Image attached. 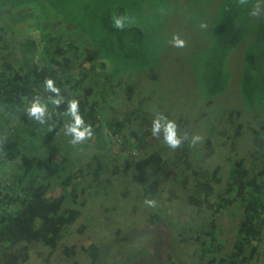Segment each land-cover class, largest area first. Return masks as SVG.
<instances>
[{
  "label": "trees",
  "instance_id": "1",
  "mask_svg": "<svg viewBox=\"0 0 264 264\" xmlns=\"http://www.w3.org/2000/svg\"><path fill=\"white\" fill-rule=\"evenodd\" d=\"M216 2L221 4L218 11L214 9ZM208 6L214 9L211 14L214 21L209 16L206 18ZM0 11L10 17L9 24L3 26L8 31L2 37L24 33L19 44L22 56L2 58L0 129L5 127L4 121L18 122L25 117L28 103L36 98L47 107V113L41 117L43 123L31 118L42 127L33 135L31 144L35 147L27 149L22 161L15 155H6L3 160L4 153L0 151V171L5 173L11 168L16 172L8 175L7 180L0 174V264H25L41 248L58 251L63 232L78 224L81 217L83 207L77 201L93 182L101 180L100 172L94 169L85 174L76 165L75 173H66V186L64 182L58 185L61 190L55 197L48 194L50 182H36L48 169L45 165H49L50 172L62 162L61 158L56 162L54 157L60 141L69 139L68 127L75 123L69 113L70 101L78 103V114L84 121L81 130L98 127V139L102 132L108 136L107 142L111 141V135H124L122 150L137 148L141 154L147 151L144 142L152 124L146 108L139 106L121 119V114L111 116L118 112L124 92L128 100L136 92L116 78L120 70H147L156 66L162 73L172 72L170 58L173 52L179 51L185 55L179 57L183 65L178 69L185 71L208 100L221 97L220 106L224 107L225 92L234 79L241 77L250 83L243 85L242 81L240 86L239 82L245 109L264 110L261 92H264V0H247L245 5L239 0H0ZM254 11L258 14L253 15ZM116 19L122 21V29L114 26ZM174 36L185 42L183 47L174 46ZM0 45V53L9 47L2 41ZM242 46L241 67L237 72L231 57ZM29 52L31 61L26 58ZM159 68L150 71L154 78ZM48 79L59 88V96L46 90ZM179 80L182 81L181 75ZM107 93L117 101L116 112L106 107L110 96ZM56 100L60 101L58 105L54 103ZM213 113L203 112L208 118ZM225 113L232 117L234 110L225 108ZM24 121L28 123L30 118ZM230 121L225 122L230 124ZM127 123L131 125L128 127ZM262 138L261 133L254 135L259 157L264 156ZM180 148L179 151L176 148L170 160L159 150H153L147 157L142 155L141 161L128 162L125 171L134 165V169L146 172L143 177L132 173V180L137 179L135 184L141 193L136 192L134 197H139L142 207L145 200L156 204L161 194L169 191L165 186L168 173L171 172L174 181L181 175L186 176L183 188L187 190L190 181L193 185L186 199L198 216L190 230L191 239L199 244V264H250L263 254L264 161L261 164L251 161L248 166L242 159L228 166L230 170L221 174L228 177L223 183L220 168L212 173L205 171L210 170L209 166L198 169L188 161L186 148L182 145ZM188 172L194 175L190 177ZM120 173L121 170H114L105 177L101 188L113 185L112 176ZM91 175L92 182L85 181ZM82 181L84 185L79 183ZM126 182L127 187L134 184L129 178ZM79 187L82 194L77 191ZM234 203L243 206V219L236 227L232 250L226 252V244L221 243L226 227L215 216ZM8 204L15 209H8ZM82 251L91 264L100 256L98 245L90 244ZM61 252L70 251L64 246Z\"/></svg>",
  "mask_w": 264,
  "mask_h": 264
},
{
  "label": "rangeland",
  "instance_id": "2",
  "mask_svg": "<svg viewBox=\"0 0 264 264\" xmlns=\"http://www.w3.org/2000/svg\"><path fill=\"white\" fill-rule=\"evenodd\" d=\"M220 6L221 4L216 2L214 9L218 11ZM211 11L212 7L208 6L206 15L214 21L215 17L213 18L211 16ZM7 50H10V48L7 47ZM176 53L180 56L185 55L179 51H176ZM31 57L32 54L29 52L26 58L31 61ZM231 59L238 71L240 61L239 56L237 57V52H233ZM126 72H131L133 75H129ZM118 73L120 75H117L116 78L121 79L125 87L130 83L129 85L136 91L132 100H128L126 92L122 94L121 103L125 106V110H138V101L143 99L150 100L152 104L144 105L151 117L150 120L153 121L158 115L162 114L168 120L174 121L177 124L178 136L192 133L194 137H201L202 139L195 143V146L197 145L198 147L205 142L208 133L207 128L210 126V122L207 121L208 117L203 115V112L207 110L204 108L207 101L201 97L200 88L190 80L185 74V71L178 69L172 72L162 73L158 69L155 73V79L159 83L153 79V76H150V79L141 76L142 71L137 70V68L120 70ZM180 75L182 81L179 80ZM145 80L146 82H144ZM242 81L243 85H250L247 79L242 80L241 77L240 80L239 78L234 79L232 81L234 83H232L229 91L226 93L227 98L230 99L232 97L230 102L225 103L224 107L218 103L216 110L209 108L211 112H214L209 117L214 119L211 124L216 122L218 130H220L221 125L227 120L228 115L225 113V108L240 104V98L237 96V93L232 96L230 92L235 91L237 87L239 88V82L241 86ZM154 92L157 94L156 97ZM252 92L250 91L248 93ZM261 92L263 95L264 92ZM239 94L242 99L240 91ZM107 95L110 94L107 93ZM158 95L165 96V99L160 101ZM219 100V97L215 99V101ZM106 107L111 111H117L111 102L107 103ZM199 120L203 122L199 124ZM37 123L36 120H31L29 128L34 130ZM261 123L262 118H255L252 122L245 121L244 125L246 127L243 129V134L234 143L216 130L213 134L214 138L212 143L214 153L208 158L206 157L205 160H201L202 166H209L210 173L217 167H222L220 171V174H222L231 164L230 161L232 159L241 158L246 161L251 147L256 144L255 141L252 142V137L255 130L260 131ZM97 128L91 130L92 135L90 137L75 145L69 143L72 141V138L68 140L63 139V142L61 141L59 143V151L54 157L56 162L60 158L62 162L59 167L51 169L50 173L45 175L46 183H48L46 179L48 175L51 183L56 182L59 185L64 182L63 185L66 186V183H68L66 173L70 172L73 174L76 170L75 160H72V157H75L76 154L74 152L70 153V151H76L78 154V151L82 148L83 150H80L79 154L80 157H83L85 154L93 157L94 161L91 166L84 165L80 166V168L84 169L85 174L94 172L95 169L100 172L99 179L101 180L93 182L92 187L88 188L85 195L81 193L80 187L77 189L78 193L82 194L77 202L80 204V207H83L78 224L63 232L61 247L58 251L51 252L48 248L38 249L25 264H75V262L77 264H91L92 261H90V258L82 251L83 248L88 247L90 244L100 246V256L95 264H199L201 262L199 244L191 239L192 232L190 230L191 227L196 225L197 222L193 220H197L198 216H196L195 210L192 212V205L186 199L190 194L189 187H193L191 181L189 183L187 182L186 190V188H183V182L186 176L181 175L174 181L171 179V172L168 173V178L165 179L167 183L165 186L168 187L167 189L169 191L161 194V198L154 206L143 203L144 207H142L139 197L137 199L134 197L136 192H139V186L135 184L137 179L132 180V173L143 177L146 172L134 169V165L130 167L129 171H125L127 169L129 155L127 152H123L121 154L124 157L123 159L119 157V154L113 152L111 148L108 149L104 146L102 142L103 140L107 141L108 136L106 134L102 135V132H99L100 138L95 140L98 133ZM201 128L206 130L199 132ZM9 130V127L0 130V146L3 147L6 155L12 153L17 154V152L22 150L23 146H20V150H17V147L22 143L18 145L9 143V140L12 138L10 135H5L9 133ZM13 138L20 139L21 135ZM152 142H155V144L144 147L147 150L144 153L145 156L152 150H161L167 158L168 152L164 151L167 148L164 147L163 134L161 133L159 138L155 137L152 139ZM86 143L98 149L103 146L104 151L86 147ZM106 143L109 144V142ZM26 147H31V144ZM32 147L34 148L35 145ZM73 148H76V150ZM169 153L171 154L172 151L169 150ZM45 155L46 153L43 154V158ZM199 157L201 159V156ZM247 163H250V160H247ZM98 165L102 168L101 170H98ZM44 167L49 169V165H45ZM5 168L7 169V166ZM114 170H121L122 173L118 176H112L113 185L102 189L100 183L104 181L105 177H109L111 173L113 174ZM0 174L7 180L8 175H16V172L9 168L5 173L0 171ZM29 177L31 176L29 175ZM91 178H93V175L88 176L85 181L92 182ZM126 178H129L134 184L127 187ZM33 179L35 180L36 177ZM201 180L204 181L205 179L201 178ZM36 182H42V180H36ZM79 183L84 185L83 181ZM30 184L31 182L27 185ZM129 188L131 189L129 190ZM60 190L57 186L55 189L52 188V193L59 192ZM139 194L141 195L140 192ZM8 209L12 208L9 207ZM203 212L211 217L209 211L203 209ZM219 219L224 224L223 226L226 227L223 234L227 235L226 239L228 242L232 241L226 244L228 245L226 250L230 251L231 244L235 240V234L237 232L236 221L239 218L228 215L224 219L222 217ZM230 232L232 233L230 234ZM224 235H222L221 243L224 242ZM64 246H67L70 251L69 253L62 254L61 249ZM261 263L262 261L257 264ZM251 264H256V260H253Z\"/></svg>",
  "mask_w": 264,
  "mask_h": 264
},
{
  "label": "clouds",
  "instance_id": "3",
  "mask_svg": "<svg viewBox=\"0 0 264 264\" xmlns=\"http://www.w3.org/2000/svg\"><path fill=\"white\" fill-rule=\"evenodd\" d=\"M239 3L241 5H245L247 3V0H239ZM213 12H214V9H212L211 14ZM252 14L253 15H257L258 13L256 11H254ZM206 18L208 19V16ZM9 19H10L9 16H4L3 13H1V11H0V43L2 41V42H4L6 44V46H9L11 48V50H7V48H4V49L1 50L2 53H0V66H1V64L3 62V59H2L3 56H6V55L22 56V53L19 50V44L22 42V40H21L22 37L21 36L24 33H20L18 35H14V36H9L8 38L2 37V35L5 32V30H7V29H3V26L4 25L7 26V24H9ZM114 26L117 27V28H121L122 29L123 28V23H122V21L120 19H116L115 22H114ZM202 27H204V25H202ZM173 43H174V46H176V47H183L185 42L183 40H181L178 36H174L173 37ZM242 48H243V46L239 50H236L238 52L237 53V57L239 56V61H240V64H239V67H238V71L236 70L237 72H240L241 57H242L241 56V49ZM179 57H180V55L178 53H176V51L172 53L171 58H170V67H171L172 70H177L178 68L182 67L181 65H183V63L179 61ZM95 61H100V60H95ZM157 68H159V67L155 66V67H151V68H149L147 70H141L142 71V75L141 76H143L145 78L148 77L149 79H150V76H153V79L157 83H159L154 78L153 73H150L151 70L155 71ZM110 70H112V69H110ZM126 73H128L129 75H133L131 72H126ZM144 82H146V80ZM153 86H154V84H153ZM45 88H46V90H49L52 93H55L57 96H59L60 90H59V88L54 86V82L51 79H48V80L45 81ZM229 89L230 88H228L225 93H227L229 91ZM230 93L232 94V96L235 93H237V96H239V98H240V104L239 105H234V106L229 108L230 110H234V113L232 114V117L229 115V113H226L228 115L227 116V120L228 119L231 120L230 124H226V122H225L224 124L221 125L220 130H218V126H217L216 122H214V124H211V123H213L214 119L208 118L207 121L210 122L209 123L210 126L208 128L206 127L208 129L207 137L205 139V142L200 147H198L197 145L195 146V143L197 141L201 140L202 139L201 137H199V136L194 137L192 135V133H187L185 135H180L181 137L178 136V134H177V124L174 121L168 120V118L163 116L162 114L158 115L153 121L150 120L152 125L151 126L149 125L150 129H149L148 134L147 135L144 134V135H146V137H145L146 140L144 142V147H148V145L155 144V142H152V139H154L155 137L159 138V136L162 133L163 134V140H164V143H165L164 147L167 148L164 151L168 152L167 158L163 154L165 159L170 160L171 156L176 151V148L179 151V150H181L180 146L182 145L183 147L186 148L187 152L189 153L188 161L190 162V164H192V166H196L198 169H203L204 166H202L201 160H205L206 157L208 158L209 156L213 155V153H214V148H213L212 143H213V138H214L213 134L215 133L216 130H218L222 135L226 136L229 141L234 143V142H236L238 140L239 136L241 134H243V129L246 127L244 125L245 121L252 122L255 118H262V121L264 120V110L263 111H258V112H256V111L255 112H249V111H247L245 109V107L243 105V99H241L240 94H239V88L238 87H237V89L235 91L230 92ZM154 95H155V97L157 96V94L155 92H154ZM201 97L204 100L207 101L206 104L204 105V108L207 109L206 111H208V112H211L209 110V108L216 110L217 109L216 105L218 103H221L220 102L221 101V97H219V99H220L219 101H215V99L218 98V97H212V98H210L208 100L204 95L202 96V92H201ZM113 99H115V98L112 95H110L107 98V103L111 102L116 107L115 104H116L117 101L113 100ZM121 99H122V97H121ZM121 99H120V102H121ZM159 99L161 101V100L165 99V96H159ZM230 99L226 97V102L225 103L230 102ZM209 102H212V103L209 105ZM54 103H56L58 105L60 103V101L56 100V101H54ZM149 104H152L150 100L143 99V100H140V101L137 102V107L141 106V107H143L145 109L144 105H149ZM27 108L28 109L26 110V114H25V118L26 119L25 120L30 118V121L28 123H26L25 121H23V122H25L26 124L30 125L31 120H33L35 118L36 120H38L41 123H43V120H41V117L43 115H45L47 113V111H45L46 110V106L41 104L39 98H36L33 102L32 101L29 102L28 105H27ZM107 109H108V107H107ZM123 110H124V112H123ZM111 112H113V111H111ZM130 112H131V110L130 109L125 110V106L121 103L120 106H119L118 112L116 114H114V115H111V116L114 117L117 114H119V115L121 114L120 115V119H121L122 116L126 117V115L128 113H130ZM69 113L74 118L75 123L72 124L70 127H68V130H67L66 134H68V138L69 139L72 138V141L69 142V143H72L73 145H75L77 143L83 142L87 137H90L92 135V132H91V128L90 127H85V128H83V130H81L82 125L84 124V121L81 118V116L78 114V103H77V101L73 100V101L69 102ZM147 113H148V110H147ZM203 115H205V114H203ZM31 118H33V119H31ZM150 118L151 117L149 115V119ZM202 122H203L202 120H199V124H201ZM3 123L5 124L4 128H6V127L10 128L9 133H11L12 131H14V130H16L18 128L22 129L21 131H24L23 129H25L24 126H22V127L20 126L21 125L20 123L16 124L14 122H9V121H4ZM127 124H128V127L131 125V123H127ZM263 124H264L263 122L260 124V131H256L255 130L254 135L257 134V133H261L262 137H263L262 140L264 142V128H263L264 125ZM36 127H38L37 130H36V133H37L38 130L42 127V125L37 123ZM28 128H29V126H28ZM204 130H206V129L201 128V129H199V132L204 131ZM190 132H193V131H190ZM127 134L130 135L131 132H129ZM5 135L9 136V134H5ZM254 135L252 137V142L255 141ZM10 136L13 139V137H16L18 135H16V136L10 135ZM23 136H25V135H21L20 139L24 138ZM123 136H113V135H111V138H110L111 141L109 142V144L106 143L107 141H103L102 144L104 146H106L108 149L111 148L113 152L119 154V157H121L123 159H124V157L121 154L123 152H127V154L129 155V157L127 159L128 162L141 161L142 158H144L143 156H145V154H144L145 152L143 154H141L140 151L136 150L137 148H133V149H130V150H122ZM97 139H98V136H96L95 140H97ZM133 142H135V140H133ZM209 142H210V146L211 147H208V143ZM30 144L31 143H29L28 146H30ZM20 146H23V148L26 147L23 144H20L17 148H19ZM100 146H102V145H100ZM131 146H134V144L131 145ZM257 146H258V143L256 142V144L251 147V150H250V152L248 154V159H246V161L243 159L244 162H247V160H250V163H247L248 166L251 165V161H254V162H257V163L260 162V164L264 161V156H260L259 157L257 155V153H256ZM31 147H32V144H31ZM31 147H28L26 149L22 148V150L20 152H17V154H14V153H12V154L17 156L16 158L18 160L22 161V159L25 158L24 154L26 153L27 149H30ZM86 147L94 148L93 146H90V144H87V143H86ZM5 148H7V147H5ZM208 148H210V149H208ZM73 149L76 150V148H73ZM94 149L103 150L104 151L103 146L100 149H98L97 147H95ZM1 150L4 153L3 147L0 146V151ZM80 150H83V149L81 148ZM80 150L78 151V154L76 153V151H70V153L74 152V154H76L75 157H72V160H75V165H77L78 167H80L81 165L82 166H84V165L91 166L92 162L94 161L93 157L92 156H88L87 154L83 155V157H80V155H79L80 154ZM169 150L172 151L171 154L169 153ZM158 152H162L163 153V151H161V150H159ZM150 154H151V151L149 152V154L147 156H149ZM4 156H6L5 153H4V155L1 156V159L5 160ZM199 156H201V159H200ZM241 160H242L241 158L232 159L230 161V163H231L230 165H232L234 163L237 164V163L241 162ZM168 164H170V166L172 165L171 163H168ZM220 169H222V167ZM229 170H230V167L227 168L225 171H229ZM205 171L207 173H210V170H205ZM48 173H50V172L48 171V169H46L37 179H39V180L41 179L42 181H45V175L48 174ZM188 175H190V177H191L194 174H192V172H188ZM219 175H220V177L222 176L220 173H219ZM221 178H223L222 182L225 183L227 181L228 177L222 176ZM46 179H47L48 182H50V177H48V175H47ZM57 186L58 185L56 184V182L51 183V189L49 190V193H48L50 197H52V196L55 197V196L58 195V192L52 193V188L55 189ZM16 192H19V191L17 190ZM145 204H147L149 206H154L155 202L152 201V200H145ZM7 207L8 208L11 207L12 209H10V210H14L15 209V206H13L12 204H8ZM242 208H243V206L241 204L234 203V205L228 206L226 208V210L223 211V213L216 214L215 217H216L217 220H220L219 218L222 217V219H224V218L228 217V215L229 216H235V217L239 218L236 221L237 225H238V224H240V222L243 219ZM226 237H227V235H225L224 244L232 242V241L228 242ZM227 246L228 245H226V247ZM262 246H263V254L260 255V256H256L253 259V260H256V264L259 263L260 261H262L261 264H264V239H263V245ZM231 250H232V244H231V247H230V251ZM230 251H228V252H230ZM226 252H227V250H226ZM251 262H250V264H251Z\"/></svg>",
  "mask_w": 264,
  "mask_h": 264
},
{
  "label": "crops",
  "instance_id": "4",
  "mask_svg": "<svg viewBox=\"0 0 264 264\" xmlns=\"http://www.w3.org/2000/svg\"><path fill=\"white\" fill-rule=\"evenodd\" d=\"M25 119L26 118L23 116V118L20 119V121L14 122L16 124L20 123L21 124L20 125L21 127L24 126L25 127V130L24 131H21L22 129H19L18 128L16 130L12 131L11 133H8L9 135H14V136H16V135H25V137L22 138V139H16V138L10 139L9 140V143L10 144L12 143V145H15V144L18 145L19 143H22L24 146H28L29 143H31V141L34 139V136L33 135L35 134V131L37 130L38 127H36L34 130L28 128V126H30V125H28L25 122H23ZM26 148L27 147H24L23 149H26ZM17 150H20V148H17ZM11 156H13V154H11Z\"/></svg>",
  "mask_w": 264,
  "mask_h": 264
}]
</instances>
